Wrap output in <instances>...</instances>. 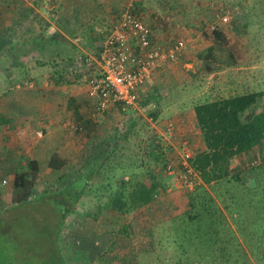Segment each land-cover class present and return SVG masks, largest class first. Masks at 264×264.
I'll return each instance as SVG.
<instances>
[{"label": "rangeland", "instance_id": "obj_1", "mask_svg": "<svg viewBox=\"0 0 264 264\" xmlns=\"http://www.w3.org/2000/svg\"><path fill=\"white\" fill-rule=\"evenodd\" d=\"M56 1L0 0V113L20 115L37 111L36 114L41 116L29 121L27 126L18 125L14 130L8 126V129L6 126L0 128V211L10 207L13 202L14 185L9 183L12 178L8 177L14 172L9 163L11 157H16L18 161L37 159L41 163V174L34 187L36 193L49 188L58 190L75 182L80 188L91 175L92 189H89L91 192L85 197L87 211L84 216L76 215L75 220L79 226L66 230L61 241L68 263L96 264L97 257L107 249L119 229L125 225L128 227L130 244L120 251L123 254H118L119 257L126 258L125 263L129 264H164L161 260H171L174 254H179L178 247L173 245V236L184 226L180 224H183L187 216V199L191 190L180 188V184L172 177L165 178L161 165L152 164L148 167L144 163V160L147 161L144 159L145 154L152 150L150 145H157V141L146 145L149 139L139 150L131 147L133 151L126 152L123 160L131 163L130 173L139 171L142 165L145 173L153 172L152 178L156 176L157 181L167 186L166 191L160 193L151 205L124 217L109 208L96 213L95 204L100 193L109 195L107 182L110 170H98L100 163H96L90 153L88 137L84 133H75L80 121L76 124L74 115L68 110L69 98L75 97L81 113L86 118H93L94 108L86 95L89 72L85 60L97 56L109 29L124 13H133L152 29L159 47L178 48L176 59L170 61V64L179 63L182 67L188 65L182 69H178L177 65L175 67L176 73L183 74L177 77L178 81L181 78L186 81L172 94L174 112L171 115L163 116L161 113L163 117L153 118L148 114V94L152 91L150 85L144 90L140 110L99 113L96 120L100 133L95 137V144L98 143V148L102 147L132 131L127 145L134 146V143H142L156 130L152 123L161 126L168 124L173 115L183 112L188 116L183 117L184 123H189L186 134L195 127L197 135L194 134V137H197L200 134L199 128L195 121L193 124L192 113H189L196 103L204 99L264 93V0H81L77 6V0ZM67 4L71 9L72 6L81 9L76 8L73 12ZM221 9L232 15L228 24L220 20ZM55 10H58L57 15ZM66 10L73 16L77 15V19L67 17L64 12L62 14ZM216 29L221 31L231 45L236 46L235 50L240 51L236 52V56L240 55L241 59L239 57L234 66L223 68L216 65L217 71L205 74L208 65L206 57L220 56L218 48L209 53L213 46L210 37ZM22 64H25L23 70L19 68ZM64 68L70 84L59 86L61 93L58 95L59 91L54 89L56 86L48 85L46 78ZM15 73H18L19 79L27 81L24 94L9 95L10 98H6L7 90H21L16 88L18 83H6L3 77L7 74L16 76ZM171 80H166V83L169 84ZM263 108L264 98L256 112ZM82 123L85 124L84 121ZM181 135L185 137V132L182 131ZM193 141L196 142L195 139ZM56 143L60 144L59 148L54 147ZM55 150L62 153V158L75 163L77 171L73 176L69 173L60 178V173L45 168ZM178 150L179 147L172 146L168 156L177 158ZM203 150L199 151L198 148L196 154ZM139 154L143 162H135ZM252 156L251 161L239 158L232 161L230 175L239 176L240 181L233 179L231 184L217 186L212 183L213 187L206 186L219 206L222 207L223 201L235 206L232 217L227 211L225 214L228 215V228L234 230L237 239L232 237L226 242V248L222 243L228 239L225 229L213 236L215 246L210 253L224 252L226 255L221 259L217 257L220 259L217 264H264V242L260 240L264 234V216L261 229L251 225L260 217L257 211L264 207V142L261 150L256 148ZM112 164H118L117 159ZM124 178L129 179L128 175ZM244 190L246 201L241 206L244 215L240 216L238 205L242 203L240 196ZM239 217V221H236ZM84 219L87 220L84 222ZM25 228L27 223L23 226ZM192 243L190 250L193 253H207L201 240L194 238ZM236 243L240 246L239 252H233L237 250ZM214 260L212 263L216 264Z\"/></svg>", "mask_w": 264, "mask_h": 264}, {"label": "trees", "instance_id": "obj_2", "mask_svg": "<svg viewBox=\"0 0 264 264\" xmlns=\"http://www.w3.org/2000/svg\"><path fill=\"white\" fill-rule=\"evenodd\" d=\"M55 14H58V10H55ZM134 16L138 17L135 14ZM153 36L156 40L154 33ZM210 38L213 40V46L209 53L215 52L218 48L220 49L218 50L220 56L219 58L216 56L215 58L213 56L206 57L208 65L205 74L217 71L216 65L223 68L234 66L238 58L241 59L240 55L236 56V52L240 53V51L235 50L236 46L231 45L221 31L214 30ZM104 40L100 45V50ZM65 71L66 68L49 74L46 78L49 85L70 84V80L65 76ZM76 80L78 79L76 78ZM263 98L264 93L262 92L247 93L214 100L204 99L194 105L195 120L201 132L204 150L195 155L191 160V165L200 172L203 184L191 191L187 199L188 209L185 213L187 216L183 219V224H180L184 226L178 229L173 236V245L178 247L179 254H174L171 260H161L164 264H213V259L217 264L221 257L226 255L224 252L221 254L210 253L211 248L213 251L215 246L213 236L225 229L227 231L225 236L228 239H224L222 243L226 248V242L230 241L232 237L237 239L234 230L228 228L230 226L228 215L225 214L227 211L232 217L235 206L224 201L222 207L219 206L216 199L206 190V186L213 187L212 183L217 186L223 183L231 184L233 179L240 181L239 176L231 177L230 175L232 161L236 158L251 161L256 148L261 150L264 142V108L259 112H256V109L259 108V103ZM68 110L74 115L76 124L77 121H80L75 133H84L85 137H88L90 153L96 163H100L98 170L101 169L104 172L110 170L107 182L109 195L100 193L98 202L95 204L96 213H99L101 209L109 208L119 212L124 217L151 205L160 193L166 191L167 186L165 187L157 181L156 176L152 178L153 172L145 173L142 165L141 168H138L139 171L130 173L131 163H125L123 160L126 152L133 151L131 147L139 150L143 143L149 139L151 140L146 145L157 141L156 147L152 146L153 143L150 145L152 150L145 154L144 159L147 161L144 160V163L148 167L152 164L161 165L162 173L167 178L165 169L169 159L168 151L164 145L159 143L160 140L155 131H152V134L142 143L136 142V145L134 143V146H129L127 144L131 139L132 131H130L113 143L109 142L107 145L99 146V150L98 143L95 144V137L100 133L96 116L92 114L93 118H86L81 113L74 97L69 98ZM116 111L123 113V111L137 110H124L122 107L116 106L104 113L109 114ZM36 112L20 115L0 113V128L8 126L13 130L18 125H25L29 121L41 117ZM149 113L153 118L158 117L156 110ZM83 121L85 124L82 123ZM115 159L118 162L116 165H114L115 163L112 164ZM139 161L143 162V157L140 154L135 162ZM251 165L254 166L253 163ZM45 166L47 170L60 173V178L66 177L65 175H69V173L73 176L77 171L74 162L62 158L58 154H54ZM41 169V163L37 159L16 160L13 202L10 207L0 211V264H37V262H39L38 264H69L61 247V241L66 230L79 226L75 220L76 215L84 216L87 211L88 205L85 204V197L92 189V176L90 175L83 183L84 186L80 188L79 184L75 182L70 186L57 188L58 190L49 188L44 192L36 193L34 187L41 174ZM127 175L129 179L125 180L124 177ZM240 197L242 203L238 205V211L239 215L243 216L244 211L241 206L246 201L245 190ZM257 215L260 216L259 219L254 220L251 225L253 228L261 229L264 207L257 211ZM240 218L236 221H239ZM86 220L84 219V222ZM25 223H27V228L23 229ZM261 234H263L262 230ZM129 237L128 227L123 225L116 234L114 241L97 257L96 264H129L125 263L126 258L118 255L123 254L120 251L130 244ZM164 238L169 239L167 236ZM194 238H198L204 243V247L208 250L207 253H193L190 250ZM261 238L260 240L264 242V234ZM235 245L237 250H233V252L241 251L239 244L236 243Z\"/></svg>", "mask_w": 264, "mask_h": 264}, {"label": "built area", "instance_id": "obj_3", "mask_svg": "<svg viewBox=\"0 0 264 264\" xmlns=\"http://www.w3.org/2000/svg\"><path fill=\"white\" fill-rule=\"evenodd\" d=\"M231 18L229 12L222 10V23L228 24ZM177 53L178 48L159 47L152 29L144 21L124 13L106 36L97 56L85 60L89 72L87 97L94 108L93 115L116 106L140 110L149 78L161 64L175 60ZM174 130L173 125L168 127L170 136ZM195 155L190 142L184 141L179 146L177 158L168 159L165 173L174 178L180 188L193 191L202 184L200 172L191 165Z\"/></svg>", "mask_w": 264, "mask_h": 264}, {"label": "crops", "instance_id": "obj_4", "mask_svg": "<svg viewBox=\"0 0 264 264\" xmlns=\"http://www.w3.org/2000/svg\"><path fill=\"white\" fill-rule=\"evenodd\" d=\"M79 1H81V0H77L76 1V4H75L76 6H77V4H78ZM63 3H64V1H63ZM67 6H68L69 10H72L73 12H75V9L77 8L76 6L75 7L72 6L73 8L71 9L69 7V4H67ZM77 9L80 10L81 8H77ZM63 12H64V14L67 17L70 16V17H74L75 19H77V17H78L77 15L73 16V14H71L70 12H68V10L62 11V14H63ZM84 13H88V11L87 12L85 11ZM85 18H90V17H85ZM170 63L171 62H166V63L161 64L159 66V68H157L153 72V74L151 75V77L149 78V80L147 82L146 87H148V85H150L149 88L151 87V89H152V91L149 92L150 94H148L149 95L148 96V102H150L148 104V106H147L148 107V114H150L149 111L152 112V111H155L156 110L158 116L163 117V116H166V115H171L174 112V109L172 108V105H171V104H173L172 94H174L175 92H177V89H179L184 84V82L186 81V79L185 80H182V78H181L180 81H178V78L177 77H180L181 75L183 76V74L176 73V70L177 69H175V67L177 65L178 66V69H182V68H184L185 66H188V65L187 64H184L185 66L183 65V67H182L181 64H179V63H175V64H170ZM22 65L23 66L20 65V67L19 66L18 67L19 68H22V70H23V67L25 66V64H22ZM162 67H164L165 69H162ZM170 69H172V70H170ZM15 74H16V76L13 75V74L12 75L11 74H7V76L5 75L3 77H5L6 83H9V82H13V83L16 82V83H18V85H16V88L17 89H21V90H20V92H15V91L11 92L12 90L11 91L10 90H7L6 94L7 93L8 94L6 95V98H10V97H8L9 95H13L14 96V94H16L17 96H19V94L20 95L21 94H24L23 92H24L25 84H27V81L25 82L26 79L25 80L24 79H19L18 73H15ZM26 77H27V75H26ZM173 77H175L176 80H174ZM168 79H172L169 84H168V82L166 83V80H168ZM176 81H178V82L176 83ZM47 84L49 85V83H47ZM54 89H56L57 91H59V92H57L58 95L61 93L60 92L61 87L56 86ZM86 95H87V93H86ZM141 112H143V111H141ZM161 113H163L162 114L163 116L160 115ZM184 113L185 112H183L182 114H177L176 113L175 115H178V116L173 115L174 117L171 119L170 123L167 124V123L162 122V123H164L162 126H161V124H154V123H152V126L153 127H156L155 132H156L157 137L160 140L159 143L162 144V145H164L167 148V151L170 150V153L172 152V146L175 147V148L179 147L183 140L184 141H189L190 144L192 145V147L194 148L195 152H198V148H199V151H201V150L204 149V143H203V139H202L200 130H199V132H200L199 135L200 136L198 135L197 137H194V134L197 135V133L195 131L196 130L195 127H193L194 133H193V129H191L190 132H188L186 134V132L189 130V128L187 127L189 125V123H187V122L184 123L185 122L184 119L188 117ZM189 113L190 114L192 113V117L194 119L193 120V124H194L196 122L195 115H194V109H190ZM10 114L11 113L9 112L8 114H4V115H10ZM183 117H185V118L183 119ZM178 118H180V119H178ZM189 118H191V117H189ZM170 125H173L174 128L176 129V133H173V135H171V136L169 135V132H168V127ZM23 126H27V123L25 125L23 124ZM7 129H8V127H7ZM182 131L185 132V137H183V135H181ZM193 139L196 140L195 143H194ZM59 146H60L59 143H56V145H54L55 148H59ZM54 152H55V154H58L59 156L62 157V153L59 150H55ZM170 157H173V156L170 155ZM16 160H17L16 157L15 158L11 157V160H9V163L11 164V168H14V172L12 174L10 173L8 175V177L10 179L12 178V180L9 179L10 180L9 183L11 185H14V182H15Z\"/></svg>", "mask_w": 264, "mask_h": 264}]
</instances>
